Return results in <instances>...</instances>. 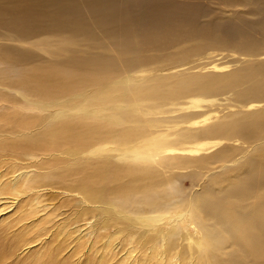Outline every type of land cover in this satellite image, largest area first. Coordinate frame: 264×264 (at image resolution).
Instances as JSON below:
<instances>
[{"label":"bare ground","instance_id":"obj_1","mask_svg":"<svg viewBox=\"0 0 264 264\" xmlns=\"http://www.w3.org/2000/svg\"><path fill=\"white\" fill-rule=\"evenodd\" d=\"M3 1L21 16L10 19L12 13L0 11L7 23L0 29V135L22 139L0 142V150L30 156V167L38 172L30 180L26 168L4 180L2 171L0 208L15 206L29 181L38 190L58 185L79 192L86 203H106L104 215L122 218L100 225L123 228L116 236L125 238L128 264H264V53L257 52L259 42L244 38L248 52L241 54L236 70L231 63L189 62L167 69L169 74H146L134 68L139 59L128 31L125 41L118 36L124 31L116 24L126 0H22V11L11 5L13 0ZM140 3L150 26L149 53L222 44L213 23L188 20L195 6ZM87 46L95 51L91 59L75 56ZM36 47L58 51L48 67L30 75L23 63L37 56ZM67 65L84 72H69ZM221 108L227 113L222 115ZM189 178L202 183L187 197L184 180ZM38 209L33 204L30 217ZM83 221L85 235H94V223ZM69 234L71 229L61 231ZM116 236L106 235V244ZM8 255L0 251V263ZM96 256L110 261L98 249Z\"/></svg>","mask_w":264,"mask_h":264},{"label":"rangeland","instance_id":"obj_2","mask_svg":"<svg viewBox=\"0 0 264 264\" xmlns=\"http://www.w3.org/2000/svg\"><path fill=\"white\" fill-rule=\"evenodd\" d=\"M0 1L4 3L3 0ZM169 1L176 3L177 7L179 5L195 6L194 11H192L193 16L191 18L188 14V20L195 25L213 23L211 26L218 29L222 44H209L206 48L193 47L187 50L161 49L163 53L155 56V54L149 53L151 43L147 30L150 29V26L147 21L146 9L142 7L143 4L140 3V0H126L123 8V17L119 19V24L116 25H119V29L124 30L118 34L122 41H125L124 33L128 31L132 53L136 54L139 59L134 67L137 68L135 69L136 71H143L146 74H164L167 69L177 65H185L189 62L191 63L190 66L200 64L202 66L210 62H216L217 64L231 63L232 70H236L242 65V60L244 59L241 54H247L248 52V49L242 46V41L247 37L258 41L257 52L260 54L264 53V46H262L264 45V29L261 28L264 20V0H226V2L224 0ZM21 4L22 0H13L11 5L19 7ZM11 5L10 8L12 7ZM8 8L9 5L0 4L1 14L9 15L12 13L7 10ZM19 8L22 11L23 8ZM12 14L10 15L11 17L7 16V19L9 17L10 19H15L21 16V13L18 12ZM29 14L30 12L26 16L29 17ZM32 17L35 18L34 16ZM0 20V29H4L7 23L2 18ZM215 25L219 26L215 27ZM99 34L100 32H98ZM31 35L32 33H30ZM44 36L46 37V35ZM190 45H196V43ZM91 46L94 47L91 44L89 48ZM242 47L244 49L243 53V49L240 50ZM56 49L58 51L57 47H36L37 56L31 58L30 63H23L25 68H30V75L34 71L48 67L46 65L47 60L57 52L55 51ZM81 51L79 55L76 54L75 56L83 57L84 60L95 52L89 51L88 46ZM91 58L92 56L88 57L87 61ZM66 69L69 72H84L79 67L71 65H67ZM224 109H220L221 112L223 110L222 115L227 113ZM216 118H219V116H216ZM214 121H217V119ZM10 138L22 139L19 136L12 137L1 134L0 142H3L1 146L6 143L4 142L5 140ZM29 157L11 156L4 154L0 150V173L5 171L3 172L6 175L4 180H7L8 177L11 179L12 172L17 171L18 173L26 168L30 171V180L37 176L38 171L34 167H30L29 164L34 161H31ZM201 183L202 181L193 178L184 180V186L188 190L185 196L189 197L201 190V187H199ZM181 187L182 183L177 188ZM24 194L20 196L19 200L15 201V206L6 210L3 207L0 208V210H5L0 214V251H6L9 254L5 261L3 260L4 262L2 261L0 264H128L132 262L126 259L128 246L124 242V236H116V229L123 230V228H107L109 230H104L105 228L100 225L112 219L119 222L122 221L119 216H115L112 213L104 215L101 212L107 206L106 203H86L79 192L61 190L58 189V185L50 186L46 190H38L36 184H30V181L25 183ZM36 197H39V201H36ZM36 203L39 209L34 212L33 217H30L29 212L33 204L35 206ZM5 204L8 207L9 203L5 202ZM26 218L31 219L28 220ZM84 218H88L90 220L88 221L89 223H94L92 228L94 235H85L88 230L85 226L86 223L83 221ZM167 225L169 224H166L165 227L170 228ZM66 229H71L73 235L69 234L66 237L61 235V231L64 233ZM106 235H115L117 239L109 246L106 244ZM78 239L81 240L78 241ZM14 247H18V251L13 252ZM10 249L12 253L9 251ZM97 249L110 261L101 262L98 260L96 258Z\"/></svg>","mask_w":264,"mask_h":264}]
</instances>
